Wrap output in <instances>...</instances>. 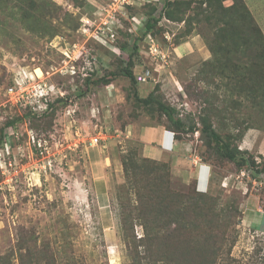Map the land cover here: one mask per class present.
<instances>
[{"label":"rangeland","instance_id":"rangeland-1","mask_svg":"<svg viewBox=\"0 0 264 264\" xmlns=\"http://www.w3.org/2000/svg\"><path fill=\"white\" fill-rule=\"evenodd\" d=\"M252 8L0 0V264H264V220L242 214L246 201L264 212V32ZM148 20L158 22L145 33ZM129 60L135 85L120 75ZM16 84L22 102L9 93ZM135 94L195 125L171 132L181 158L131 136L173 130ZM189 157L210 170L205 190ZM101 165L110 208L100 211Z\"/></svg>","mask_w":264,"mask_h":264},{"label":"crops","instance_id":"crops-1","mask_svg":"<svg viewBox=\"0 0 264 264\" xmlns=\"http://www.w3.org/2000/svg\"><path fill=\"white\" fill-rule=\"evenodd\" d=\"M253 16L256 21H258L261 30L264 32V0H253ZM150 129V130H149ZM131 136L136 137L142 144L144 149L148 150H154L155 154L159 155H165V154H170L175 159L177 156H182V151L184 152V148H181V143L173 138L172 133L169 130L164 129L163 127H153V128H141L139 130H134L131 129ZM150 150V151H151ZM149 151V153H150ZM181 158V157H180ZM177 160H183V159H177ZM188 161L190 162V169L192 171V176H194L196 185L199 190H205V188L208 187V181H209V174L210 170L205 166L204 164L200 163L192 167L191 163L194 162V158H188ZM91 164V163H90ZM93 172V170H92ZM107 171L103 168V166H100V173L97 176H94L93 174V190H94V195L97 201V195L95 191V181L100 180L103 182L105 186V191H106V197L108 200V205L105 206H99L100 211L103 208H110V201L108 197V192H107V182H106V175ZM190 172H187L186 175L191 177ZM187 176V177H188ZM247 202V201H246ZM244 206V211H243V220L245 216V212H247L249 209H255V212L260 216L261 220H264V212L261 210V208L258 205H255L254 203H250L249 201L246 203ZM248 207H250L248 209ZM246 220V219H245ZM248 222V221H247ZM249 225H252V220L250 219L248 222ZM106 228L109 227V225H104ZM111 228H108L106 230H110Z\"/></svg>","mask_w":264,"mask_h":264},{"label":"trees","instance_id":"trees-1","mask_svg":"<svg viewBox=\"0 0 264 264\" xmlns=\"http://www.w3.org/2000/svg\"><path fill=\"white\" fill-rule=\"evenodd\" d=\"M171 4L172 3H170V2L166 3L167 6H169ZM157 22H158L157 20H148L145 23V33L150 31L151 29H153ZM127 63H128V65L121 70L120 75L125 77V78H128L130 80L131 84L135 85L136 80H135V77H134L132 70L130 68L132 65V62H131V60H129V62H127ZM134 96H135V100L140 105H142L143 107L148 108V107L155 106V108L166 117L167 121L169 122V124L173 128V130L170 132H172L174 135L177 133L183 132L186 129H187V131H191V132L195 131V125L194 124H192L191 126H188L186 128L185 124L180 119L174 118L175 110L173 108L165 106L161 101L154 99L152 95H149L146 98H139L138 95H136V94ZM50 108H51V104H48V109H50ZM201 125H202L201 131L203 133H205L206 136L210 140L215 141L216 144L221 147V148H219L220 149V155L223 158L234 162L236 160V153H233L231 151L229 145L227 143H222L220 141L219 136L211 129V126L206 124L203 120L201 122ZM174 139L178 140L175 136H174ZM208 141H207V145H210V141L209 142ZM237 153L240 154V156H239L240 160L239 161L241 163H245V158L243 156H241L240 152H237Z\"/></svg>","mask_w":264,"mask_h":264},{"label":"built area","instance_id":"built-area-1","mask_svg":"<svg viewBox=\"0 0 264 264\" xmlns=\"http://www.w3.org/2000/svg\"><path fill=\"white\" fill-rule=\"evenodd\" d=\"M20 85H15L12 88L9 89V93H13L16 102H22L23 101V96H22V91L21 88H19ZM21 87V86H20ZM42 104H46V100L42 101ZM100 134L96 135V137L91 139V145L92 146H97L101 142Z\"/></svg>","mask_w":264,"mask_h":264}]
</instances>
